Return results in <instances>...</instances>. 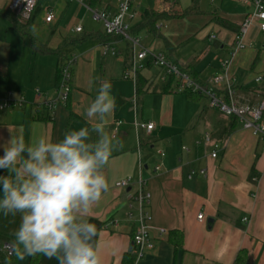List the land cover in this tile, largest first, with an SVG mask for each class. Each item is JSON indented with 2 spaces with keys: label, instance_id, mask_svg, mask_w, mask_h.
I'll return each instance as SVG.
<instances>
[{
  "label": "crops",
  "instance_id": "crops-1",
  "mask_svg": "<svg viewBox=\"0 0 264 264\" xmlns=\"http://www.w3.org/2000/svg\"><path fill=\"white\" fill-rule=\"evenodd\" d=\"M10 1L0 0V7L9 6ZM121 1L98 0L95 9L114 14ZM44 2L46 0H41L44 12L41 23L51 30V35L47 41L37 31L36 36L52 52L34 53L22 44L27 64L33 54L29 81L22 74L11 76L10 66L0 63V72L6 74L7 81L19 82L13 88H21L19 91L26 99L22 106L0 111V146L12 135H23L26 142L40 137L55 142L68 130L82 127L91 130L95 121L87 117L86 109L100 84L110 81L117 107L106 131L121 141L123 148L112 153L104 169L109 192L87 217L97 226L94 243L101 264H124L126 257L133 255L135 222L129 212L131 205L137 208L133 197L140 178L144 180V188L152 194L151 233L156 246L137 264H264L263 143L236 121L210 108L201 94L193 91L199 98L190 100L185 91L177 89L175 80L172 89L164 91L163 85L168 79L163 80L164 71L154 66L146 68L152 75L142 74L153 87L137 103L136 79L124 75L128 44L118 40L115 46L121 54L104 55L107 35L103 23L96 20L88 8L91 0H83L84 4L47 0L43 7ZM137 3L138 17L131 22V27L146 47L168 54L204 86L213 85L216 75L227 72L228 79L217 88L224 93L230 84L236 89L240 103L263 98L264 32L258 24L251 25L243 34L241 41L245 47L237 48V34L252 5L242 0H200L198 13L161 23V32L171 45L168 48L164 40L136 28L143 11L153 8L180 12L191 7L193 1L138 0ZM48 11L55 15L51 22L46 21ZM91 15L92 26L76 32L77 26L90 22ZM218 19L232 26L227 27ZM83 35L89 37L78 40ZM213 35L215 38H211ZM60 48L74 62L73 82L68 102L58 103L51 111L45 99L58 97L55 81L59 57L54 51ZM228 60L230 65L226 70L223 62ZM154 75L158 77L155 80ZM259 77L262 80L257 81ZM37 89L42 90L46 98L38 99ZM5 96L0 95L3 99ZM136 122H153L154 130L149 133L137 129ZM91 138L95 141L96 133H91ZM214 150H217L216 157L212 156ZM202 170L205 172L201 173ZM0 175H7V171H0ZM126 179L131 180V184L121 186ZM201 212L202 220L198 219ZM19 222V215L0 213V231L8 235L14 236ZM161 229L165 232L161 233ZM174 230L183 235L181 249H176L171 240ZM4 255L8 254L1 250L0 258ZM30 260L31 256L19 257L18 264H29ZM39 264H58V261L42 255Z\"/></svg>",
  "mask_w": 264,
  "mask_h": 264
},
{
  "label": "clouds",
  "instance_id": "clouds-1",
  "mask_svg": "<svg viewBox=\"0 0 264 264\" xmlns=\"http://www.w3.org/2000/svg\"><path fill=\"white\" fill-rule=\"evenodd\" d=\"M116 107L112 84L105 80L86 109L95 121L91 130L71 129L55 142L46 137L26 142L23 135H12L0 146V171H7L0 175V213L19 215L14 233L18 257L43 255L58 264H101L94 243L97 226L87 217L109 192L104 169L112 153L123 148L106 131Z\"/></svg>",
  "mask_w": 264,
  "mask_h": 264
},
{
  "label": "built area",
  "instance_id": "built-area-1",
  "mask_svg": "<svg viewBox=\"0 0 264 264\" xmlns=\"http://www.w3.org/2000/svg\"><path fill=\"white\" fill-rule=\"evenodd\" d=\"M69 3L78 2L83 3V0H66ZM138 0H122L119 4L118 11L114 14L107 10H99L90 8L93 17L103 23L105 33L109 36L118 37L109 43L103 44V53L106 56H119L121 52L115 46L116 41L122 40L131 46V58L125 66V77L136 78L138 72L147 68L148 64L160 68L164 71L163 80L173 77L177 89L180 91L191 90L204 96L208 100L210 108L218 110L220 113L227 117H235L242 128L249 130L252 135L264 145V96L257 102L243 104L237 100V91L230 84L227 85L224 93H221L217 85L223 83L228 79L227 72L218 74L213 78V85L204 86L193 79L190 73L181 68L178 64L173 62L165 52H153L150 48L146 47L141 39L131 34V22L138 17L136 11ZM247 5H252V11L247 15L244 20L239 33L237 34V48H244L245 45L241 39L246 30L254 24L264 32V0H242ZM38 0H11L9 9L15 12L23 21L31 18ZM55 19L52 11H48L46 21L51 22ZM76 32H82L83 26H77ZM215 38V35L211 36ZM73 61L69 62L63 69V81L58 88V97L56 99H47L44 92L40 89L36 90L38 99L46 98L45 105L53 111L58 103H66L70 94V81L72 79ZM230 65V60L223 62V67L227 70ZM262 80V77L257 78V81ZM12 93H10L11 95ZM26 102L23 95L16 99H3L0 100V111L6 110L13 106H22ZM118 125L122 124L119 120ZM137 129H144L149 133L154 130L155 124L153 122H136ZM207 140L210 139L209 135L206 136ZM218 146V145H217ZM216 146V147H217ZM212 156H217V150L212 152ZM157 170L160 167H156ZM205 171H201L204 173ZM195 172H192L194 174ZM191 176V175H190ZM131 184V180H123L120 185L127 187ZM138 190L136 191L133 201L137 204V208L131 209L129 217L135 222V231L133 234V254L135 260L132 264H137L139 260L145 257L152 251L156 242L151 233L152 226V213L150 210L152 202V194L144 188V180L140 178L137 182ZM204 214H198V219L202 220ZM245 221L248 218L244 219ZM161 233L165 230L161 229ZM14 246L11 243H4L0 246V251L5 250L8 255L12 253Z\"/></svg>",
  "mask_w": 264,
  "mask_h": 264
},
{
  "label": "trees",
  "instance_id": "trees-1",
  "mask_svg": "<svg viewBox=\"0 0 264 264\" xmlns=\"http://www.w3.org/2000/svg\"><path fill=\"white\" fill-rule=\"evenodd\" d=\"M98 0H91L90 2V8L95 9V4ZM193 4L191 7L187 8L183 11H158L153 8H146L142 13V19L141 22L136 27L137 29H145L146 32L150 33L154 38L162 39L166 43L168 48H171L170 43L168 40L164 37V35L161 32L160 25L163 21L171 20L174 18L184 17L188 14L192 13H198V3L200 0H192ZM41 0H38L36 8L31 16V18L27 21H23L15 12L11 11L9 7L4 6L0 7V16L5 18L9 23L10 29H14L18 32L22 44H24L26 47L31 49L34 53H51L52 50L48 47L47 44L40 41V39L32 32V28L35 24V19L39 12L41 11ZM218 22L221 24L231 27L232 25L228 23L227 21L223 19H218ZM106 34V33H105ZM131 34L135 35L137 32L135 31V28L131 30ZM91 35V34H90ZM107 35V34H106ZM89 37V35H83L78 40L83 41L86 40ZM118 37L109 36L107 35V41L105 43L112 42L114 40H117ZM54 53L59 57V63L57 67V73H56V87L59 88L63 81V69L66 66V64L69 62V58L65 55V53L60 49L54 51ZM168 55V54H167ZM126 63L129 62L131 58V46L128 45L127 54H126ZM151 63L148 64L147 67H151ZM136 89H137V103H140V100L142 97H144L151 89H152V82H148V80L142 75L141 71L138 72L136 76ZM72 82H73V69H72V79L70 81V91L72 89ZM174 83V78L169 77L168 80L163 85L164 91H169L172 89V85ZM155 91V89H153ZM185 94L190 100H197L199 95L197 93H194L191 90H186ZM262 96H264V90L261 91ZM70 97V94H69ZM68 97V100H69ZM67 100V102H68ZM66 102V103H67ZM75 118V117H74ZM233 121H236L238 123L237 118L230 117ZM177 234L176 237H173V234ZM171 240L176 246V249L182 248L183 243V235L178 230L172 231ZM4 243H11L14 246V249L10 255H4L3 258H0V264H18L19 257L16 254V245H15V236L8 235L2 231H0V244ZM1 246V245H0ZM42 255H36L31 256V260L29 264H39L40 258ZM242 257L240 256V259ZM135 260V255H128L126 257V260L124 264H132ZM239 260V259H238Z\"/></svg>",
  "mask_w": 264,
  "mask_h": 264
},
{
  "label": "rangeland",
  "instance_id": "rangeland-1",
  "mask_svg": "<svg viewBox=\"0 0 264 264\" xmlns=\"http://www.w3.org/2000/svg\"><path fill=\"white\" fill-rule=\"evenodd\" d=\"M47 2V0H46ZM46 2L43 3V7H46ZM8 7V6H7ZM92 14V13H91ZM44 12L40 11L35 19V24L32 28V32L36 35V31L40 33V37L45 38L46 41L51 35V30H49L45 24L41 23L43 18ZM94 21L91 20L89 23H82V26L88 29L92 26ZM10 23L3 17L0 16V63L9 65L11 68V76L18 74H22L26 81H29L31 75V67L32 64L30 63L33 61V54H30V62L27 64V55L25 53V48L21 43L20 36L18 32L14 29L9 28ZM155 70V69H154ZM151 70H144L142 72L143 75H152ZM152 78L154 80L158 78L154 75ZM15 85H19V82L16 84L10 80L7 81V76L3 72H0V95H7L5 99H16L18 96L21 95L20 89L21 88H13ZM10 92L12 93L10 95ZM0 99H3L0 97ZM218 114L219 113L217 111Z\"/></svg>",
  "mask_w": 264,
  "mask_h": 264
}]
</instances>
